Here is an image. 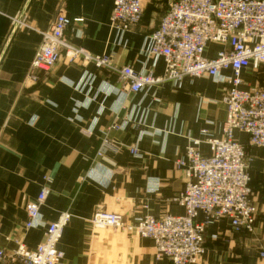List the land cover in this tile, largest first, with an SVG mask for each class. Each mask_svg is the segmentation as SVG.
<instances>
[{
  "label": "crops",
  "instance_id": "0c3cea01",
  "mask_svg": "<svg viewBox=\"0 0 264 264\" xmlns=\"http://www.w3.org/2000/svg\"><path fill=\"white\" fill-rule=\"evenodd\" d=\"M0 0V53L14 19L24 10L0 61V250L6 253L22 243L33 250L42 243L46 226L68 211L58 249L63 264H171L155 257L154 243L112 228L90 225L98 210L138 217L182 215L173 202L183 189L182 170L173 163L182 153L186 137L198 138L205 129L221 135L225 119L221 102L226 85L203 76L185 78L179 87L163 83L136 94H127L113 71L92 64L69 63L64 57L37 81L26 76L41 32L58 10L71 19L67 42L91 55H108L115 67L129 66L136 74L160 77L162 59L146 53V37L157 28L167 0H143L142 19L127 30L110 24L113 0ZM221 45L209 43L206 56ZM92 77L90 85L84 82ZM245 87L264 84V63L242 74ZM158 98L159 103L153 99ZM121 105L124 109L121 110ZM132 117L107 139L117 151L96 152L103 131L116 120ZM89 130L85 135L82 131ZM234 138L249 157L251 202L256 207L251 234L232 231L229 221L218 220L204 233V253L197 264H264V149L248 144L240 131ZM137 150L131 155L127 148ZM203 154L207 148L201 146ZM50 193L40 209L38 226L25 229V206L35 200L44 178Z\"/></svg>",
  "mask_w": 264,
  "mask_h": 264
},
{
  "label": "built area",
  "instance_id": "2783aa9c",
  "mask_svg": "<svg viewBox=\"0 0 264 264\" xmlns=\"http://www.w3.org/2000/svg\"><path fill=\"white\" fill-rule=\"evenodd\" d=\"M142 5L143 0H113L111 26L127 30L138 24ZM79 21L57 11L49 28L40 33L42 42L26 76L29 81L35 83L37 72H49L61 57L69 63L92 64L97 69L113 71L127 94L167 82L177 88L185 78L218 79L222 72H229L222 78L226 85L221 99L225 119L220 137H213L205 129L198 138L187 136L182 153L173 163L185 179L184 189L173 199L183 214L159 218L147 215L127 221L120 214L98 210L90 220L91 227L136 232L153 241L157 259L166 258L171 264H197L204 253L205 230L218 220L229 221L235 233H253L257 211L250 199V159L245 147L235 140L234 132L245 133L249 145L264 149V84L259 88L245 87L242 78L246 69L264 63V0H167L157 28L146 37L147 55L163 60L160 77L136 74L129 66L115 67L108 55L94 56L70 45L66 33L72 23ZM209 43L222 46L213 57L206 56ZM91 83L92 77L84 85ZM153 102L160 100L154 98ZM131 120V115L121 121L116 117L103 131L97 157L105 150H118L107 135ZM82 133L91 134L89 130ZM202 145L207 148L205 154L200 150ZM127 150L131 155L137 154L135 148ZM50 182L45 177L35 200L26 204L25 229L38 226ZM70 219L68 211L60 212L46 226L42 243L33 250L19 242L10 253L0 250V264H63L58 244ZM259 257L264 261V252Z\"/></svg>",
  "mask_w": 264,
  "mask_h": 264
},
{
  "label": "water",
  "instance_id": "95a60500",
  "mask_svg": "<svg viewBox=\"0 0 264 264\" xmlns=\"http://www.w3.org/2000/svg\"><path fill=\"white\" fill-rule=\"evenodd\" d=\"M29 1L30 0H27L25 6L28 5ZM23 16H24V10L21 13H19V15L14 19V24H13L12 30H11V32H10V34H9V36H8L4 46H3V48H2V51L0 53V61H1V58H2L5 50L7 49L8 45H9V43L11 41L12 36L14 35V33H15L16 29L18 28L19 24L22 22Z\"/></svg>",
  "mask_w": 264,
  "mask_h": 264
},
{
  "label": "rangeland",
  "instance_id": "374dc122",
  "mask_svg": "<svg viewBox=\"0 0 264 264\" xmlns=\"http://www.w3.org/2000/svg\"><path fill=\"white\" fill-rule=\"evenodd\" d=\"M159 218V217H158Z\"/></svg>",
  "mask_w": 264,
  "mask_h": 264
}]
</instances>
